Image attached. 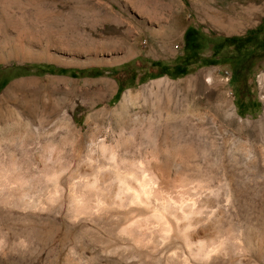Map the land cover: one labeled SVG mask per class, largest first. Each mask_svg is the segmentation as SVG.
Segmentation results:
<instances>
[{
    "label": "rangeland",
    "instance_id": "374dc122",
    "mask_svg": "<svg viewBox=\"0 0 264 264\" xmlns=\"http://www.w3.org/2000/svg\"><path fill=\"white\" fill-rule=\"evenodd\" d=\"M0 264H264V0H0Z\"/></svg>",
    "mask_w": 264,
    "mask_h": 264
},
{
    "label": "trees",
    "instance_id": "16d2710c",
    "mask_svg": "<svg viewBox=\"0 0 264 264\" xmlns=\"http://www.w3.org/2000/svg\"><path fill=\"white\" fill-rule=\"evenodd\" d=\"M241 39V37H239V36H232V37H226L225 38V41H229V42H237V41H239ZM179 68H180V71L178 72V74H177V76H180V75H184V74H186L187 73V69H186V67L185 66H178ZM63 71H66V70H63ZM169 74V72L168 71H165V72H162V74ZM171 74V73H170ZM176 76V75H175ZM121 90H122V87L119 89V91H118V94L121 92Z\"/></svg>",
    "mask_w": 264,
    "mask_h": 264
},
{
    "label": "bare ground",
    "instance_id": "6f19581e",
    "mask_svg": "<svg viewBox=\"0 0 264 264\" xmlns=\"http://www.w3.org/2000/svg\"><path fill=\"white\" fill-rule=\"evenodd\" d=\"M250 1V0H249ZM255 4H257V2L255 3ZM248 6V5H247ZM252 7H256L255 5H253ZM248 9V8H247ZM254 9H256V8H254ZM244 13V12H243ZM255 13V12H254ZM248 14V13H247ZM256 15V14H255ZM257 17V16H256ZM15 86V84L12 86V87H10V89L9 90H11L13 87ZM8 92V91H7Z\"/></svg>",
    "mask_w": 264,
    "mask_h": 264
}]
</instances>
